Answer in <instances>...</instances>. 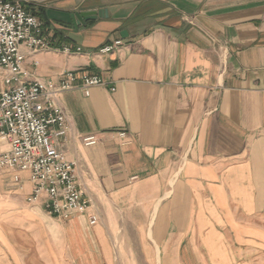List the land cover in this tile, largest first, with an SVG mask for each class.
Instances as JSON below:
<instances>
[{
    "label": "crops",
    "instance_id": "0c3cea01",
    "mask_svg": "<svg viewBox=\"0 0 264 264\" xmlns=\"http://www.w3.org/2000/svg\"><path fill=\"white\" fill-rule=\"evenodd\" d=\"M19 1L72 49L23 46L30 80L106 85L60 96L92 207L52 217L0 169V264H264V0ZM83 12L103 17L76 29Z\"/></svg>",
    "mask_w": 264,
    "mask_h": 264
},
{
    "label": "built area",
    "instance_id": "2783aa9c",
    "mask_svg": "<svg viewBox=\"0 0 264 264\" xmlns=\"http://www.w3.org/2000/svg\"><path fill=\"white\" fill-rule=\"evenodd\" d=\"M122 45L121 40L116 41L100 53H111ZM23 46L32 53L49 49L72 52L68 46H52L41 20L21 1L0 0V169L29 173L33 190L27 202L42 203L48 215L68 219L76 213L87 214L92 203L84 197L77 164L65 159L57 142L72 133L60 96L75 90L89 96L92 89L106 85L105 81L98 75L76 72L62 73L57 83L30 80ZM97 142L95 136L83 138L85 146ZM98 221L93 216L90 223Z\"/></svg>",
    "mask_w": 264,
    "mask_h": 264
},
{
    "label": "water",
    "instance_id": "95a60500",
    "mask_svg": "<svg viewBox=\"0 0 264 264\" xmlns=\"http://www.w3.org/2000/svg\"><path fill=\"white\" fill-rule=\"evenodd\" d=\"M99 17H103V12L75 13L72 15V21L75 28L78 29L80 25L84 26L87 22L97 20ZM122 37H124V34H122Z\"/></svg>",
    "mask_w": 264,
    "mask_h": 264
},
{
    "label": "trees",
    "instance_id": "16d2710c",
    "mask_svg": "<svg viewBox=\"0 0 264 264\" xmlns=\"http://www.w3.org/2000/svg\"><path fill=\"white\" fill-rule=\"evenodd\" d=\"M30 11H31V10H30ZM32 13L38 17V15H37V14H35L33 11H32ZM46 37H47V36H46ZM54 37H55L54 39H56V38H57V36H56V35H55ZM48 39H49V38H48ZM49 40H50V39H49ZM50 43H51V45H52V46L58 47V45H57V44H55L53 41H50Z\"/></svg>",
    "mask_w": 264,
    "mask_h": 264
},
{
    "label": "rangeland",
    "instance_id": "374dc122",
    "mask_svg": "<svg viewBox=\"0 0 264 264\" xmlns=\"http://www.w3.org/2000/svg\"><path fill=\"white\" fill-rule=\"evenodd\" d=\"M32 12V11H31Z\"/></svg>",
    "mask_w": 264,
    "mask_h": 264
}]
</instances>
